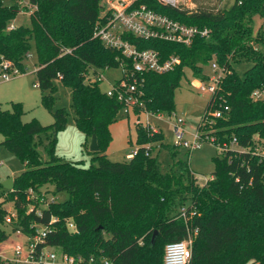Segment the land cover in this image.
Instances as JSON below:
<instances>
[{"label": "trees", "instance_id": "1", "mask_svg": "<svg viewBox=\"0 0 264 264\" xmlns=\"http://www.w3.org/2000/svg\"><path fill=\"white\" fill-rule=\"evenodd\" d=\"M207 1L193 0L196 9L179 11L141 0L159 14L210 31L208 38H196L190 47L126 37L140 49L158 51L163 60L170 55L180 59L171 72L141 76L144 108L139 112L169 117L185 68L199 78L203 68L215 61L223 72L197 130L204 139L215 137V146L235 141L239 150L213 158L211 179L198 186L187 162H178L175 171L162 172L150 150L142 147L162 138L150 129H137L140 147L128 162L107 159L109 127L122 104L100 89L95 72L130 63L119 51L93 38L102 0H30L37 7L30 27L10 32L6 28L19 10L0 0V59L22 72L30 41H34L35 84L41 104L53 117L51 125L42 126L36 119L23 122L19 103L12 104L10 111L0 110V143L24 166L4 200L17 211L14 229L29 233L31 224L46 226V245L72 257L105 259L111 264H163L165 246L185 241L188 232L196 231L188 264H264V160L251 154L256 140L264 141V101L252 99L254 92H264V0H232L227 10L216 8L221 0L202 4ZM254 18L262 21L256 33ZM240 63L251 64L242 77L234 70ZM57 80L72 91L75 126L84 135L85 145L93 136L97 138L99 150L91 153L88 167L56 156L57 134L67 121L65 109H53ZM215 111L221 116L211 119L209 113ZM43 135L46 160L36 142ZM166 150L174 156L173 148ZM47 186L67 199L51 204L41 218L26 215L28 191ZM5 202L0 203V224L6 216ZM182 207H186V219L180 215ZM191 212L195 215L190 216ZM68 222L75 232L68 230ZM6 239L0 231V243Z\"/></svg>", "mask_w": 264, "mask_h": 264}, {"label": "rangeland", "instance_id": "2", "mask_svg": "<svg viewBox=\"0 0 264 264\" xmlns=\"http://www.w3.org/2000/svg\"><path fill=\"white\" fill-rule=\"evenodd\" d=\"M1 1L4 6H13L10 0ZM207 2H202V4H213V0ZM232 3V0H221L216 8L227 10ZM188 6L190 10H194L197 5L193 0H190ZM261 22L259 18H254V33L260 27ZM9 25H13L15 28H28L30 27V15L20 12L9 22ZM211 64L212 62L203 68L202 76L199 78L195 77L188 68L183 70L179 87L174 93V111L169 117L166 114L150 115L133 109L126 113L122 109L116 122L109 127L111 141L105 152L107 159L113 163L128 162V156L140 147L137 129H150L151 134L159 133L162 138L160 141L142 143V147L150 150L151 156L159 162L162 172L166 173L171 169L175 171V165L178 162H187L191 173L196 179V185L203 186L206 180L211 179L214 171L212 159L222 153L219 148L207 140L206 142H200L193 151H189L177 143L175 133V126L179 122H182L181 129L184 140L191 141L196 133L198 125L202 121L206 105L212 96L207 88L209 86L213 87V81L220 76L219 72L215 73L212 70ZM250 66V63H240L234 65V70L238 76L242 77ZM36 67L35 43L31 40L28 53L22 62L23 75L9 82L0 83V110L10 111L12 110V104L19 103L24 111L23 122L28 123L32 119H36L42 126H48L53 123V117L49 109L41 104L40 91L35 84L34 72L37 69ZM95 73L101 77L99 87L104 92L122 80V70L119 67L97 69ZM54 85L56 103L53 109H65L67 112L66 126L57 134L56 156L66 162H82L83 166L88 167L93 155L89 151L90 141L85 145L84 135L75 126L76 113L73 108L72 91L58 80L54 82ZM1 141L2 136H0ZM36 142L41 157L46 160L47 156L44 150L47 144L46 136L43 135L36 139ZM167 146L174 149L173 157L166 150ZM230 148L239 150L236 145H230ZM23 171L24 166L22 163L0 143V198L6 200L8 195L1 184L10 178L15 179ZM42 190L48 195L50 193L51 196L49 197H53L56 203L67 199L66 194H53L52 186H47ZM7 203H5V208H11V205ZM0 231L7 236V239L0 243V250L3 252H10L13 243L25 241L23 238H18L17 234L5 224H0Z\"/></svg>", "mask_w": 264, "mask_h": 264}, {"label": "built area", "instance_id": "3", "mask_svg": "<svg viewBox=\"0 0 264 264\" xmlns=\"http://www.w3.org/2000/svg\"><path fill=\"white\" fill-rule=\"evenodd\" d=\"M13 6L17 7L20 12L27 13L30 16L37 10L30 0H10ZM163 7H170L179 11L190 10L188 3L190 0H154ZM103 10L100 14L99 21L95 24L93 30V38L99 40L102 45L111 50H116L129 61L128 64H122L119 68L122 70V80L111 86L106 91V95L115 98L126 113L130 109L140 111L143 106L141 101V91L139 87V79H142L145 73L164 74L174 70L180 65V59L177 55H170L166 59H162L159 52L153 49H140L138 45L128 41L126 37L130 36L138 40H160L168 43L181 44L190 47L196 38H208L210 31L207 28H198L189 26L179 21L173 20L168 16L159 14L147 4L141 3V0H102ZM193 11V10H190ZM16 29L13 25H8L7 32ZM212 70L219 72L220 76L213 81L214 86L208 87V91L215 94L220 79L223 75L218 64L213 61ZM23 73L20 69L13 65L12 62L0 59V83L9 82L10 80L21 77ZM101 77L96 75L95 80L101 82ZM37 86V85H36ZM196 86H198L196 84ZM204 90L203 87H201ZM254 101H264V92L256 91L252 95ZM121 109V110H122ZM227 110V108H225ZM148 114V113H147ZM211 119L220 118L218 111L209 113ZM182 122L175 126L177 143L185 149L193 151L198 147L200 142L216 143L215 137L202 136L197 130L191 141L183 138L181 129ZM230 145H235V141L230 144L218 146L221 152L233 150ZM253 156L264 160V141L256 140L255 146L251 151ZM136 155V151L128 156L129 160ZM210 180V179H209ZM208 182L205 181L204 185ZM28 201L25 207V214H34L38 218L43 216V212L49 208L51 204H55V199L49 193L43 190L35 192L32 189L28 191ZM5 202L0 198V203ZM6 203V202H5ZM3 209L6 211L4 223L14 231L18 238L25 239L24 242L19 241L13 243L10 252L0 250V264H111L105 259L89 258L87 260L81 257H72L63 253L58 248L48 246L45 238L49 228L39 224H31L29 233L23 232L20 228L14 229L13 224L17 222V211L13 203L8 202L11 208ZM182 218L186 219V207L180 210ZM195 213L191 212L190 216ZM54 222V219H52ZM67 228L70 232H75L73 223L68 222ZM194 232L187 233V239L181 242L167 244L164 248L163 264H188L191 257V244Z\"/></svg>", "mask_w": 264, "mask_h": 264}, {"label": "water", "instance_id": "4", "mask_svg": "<svg viewBox=\"0 0 264 264\" xmlns=\"http://www.w3.org/2000/svg\"><path fill=\"white\" fill-rule=\"evenodd\" d=\"M98 150H99V147H98V144H97V138L95 136H93L91 138V141H90V144H89V151L91 153H95V152H98ZM1 186L6 191H12L13 188H14V181H13L12 178H10V179L6 180L5 182H3L1 184ZM156 236H157V231H155L154 234L151 237V240H150V244L151 245L154 244Z\"/></svg>", "mask_w": 264, "mask_h": 264}]
</instances>
